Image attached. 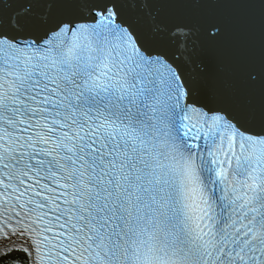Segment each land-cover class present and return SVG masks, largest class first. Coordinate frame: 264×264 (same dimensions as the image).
<instances>
[{
	"label": "snow or ice",
	"instance_id": "snow-or-ice-1",
	"mask_svg": "<svg viewBox=\"0 0 264 264\" xmlns=\"http://www.w3.org/2000/svg\"><path fill=\"white\" fill-rule=\"evenodd\" d=\"M0 264H264V0H0Z\"/></svg>",
	"mask_w": 264,
	"mask_h": 264
},
{
	"label": "bare ground",
	"instance_id": "bare-ground-1",
	"mask_svg": "<svg viewBox=\"0 0 264 264\" xmlns=\"http://www.w3.org/2000/svg\"><path fill=\"white\" fill-rule=\"evenodd\" d=\"M244 12V9H237L233 11V17L240 29V38H243L242 36L244 35V31L242 29H246L247 28V23L246 21L244 20V17H243V13Z\"/></svg>",
	"mask_w": 264,
	"mask_h": 264
},
{
	"label": "water",
	"instance_id": "water-1",
	"mask_svg": "<svg viewBox=\"0 0 264 264\" xmlns=\"http://www.w3.org/2000/svg\"><path fill=\"white\" fill-rule=\"evenodd\" d=\"M236 11H237V9H236ZM243 13H244L243 14L244 20L246 21L247 26H248V25H250L252 23L253 18H252L251 14L248 11L244 10ZM242 30L244 31L245 29H242ZM242 37L245 38V35H243Z\"/></svg>",
	"mask_w": 264,
	"mask_h": 264
}]
</instances>
